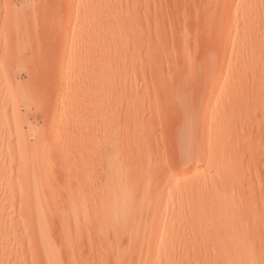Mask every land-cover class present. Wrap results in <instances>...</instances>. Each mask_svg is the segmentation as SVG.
<instances>
[{
	"label": "rangeland",
	"instance_id": "obj_1",
	"mask_svg": "<svg viewBox=\"0 0 264 264\" xmlns=\"http://www.w3.org/2000/svg\"><path fill=\"white\" fill-rule=\"evenodd\" d=\"M179 96L198 135L227 123L218 196L237 208L223 235L201 232L208 213L173 218L172 264H227L229 235L264 264V0H0V264L117 263L134 240L96 232L97 206H139L178 168Z\"/></svg>",
	"mask_w": 264,
	"mask_h": 264
},
{
	"label": "bare ground",
	"instance_id": "obj_2",
	"mask_svg": "<svg viewBox=\"0 0 264 264\" xmlns=\"http://www.w3.org/2000/svg\"><path fill=\"white\" fill-rule=\"evenodd\" d=\"M202 83V88H207L211 94L207 100L209 101L217 94V89L211 88L206 80H203ZM225 91L235 93L237 88L228 84ZM179 97L175 101L179 100V106L183 108L182 113V108L179 107L181 108L180 113L183 114H181L183 120L181 126H178L175 131L177 132L175 136L178 139V141L176 139V143L178 142L179 147H177L179 159L177 158L176 162L178 163L175 165L178 164V168H170L171 172L165 170L168 173L163 177V180H160L163 181L160 187L147 182L142 188V203L139 206L125 205L122 193L117 194L112 202H103L97 206L96 232L101 233L109 224L108 226L116 229L115 233L134 240V246L120 250L118 262L115 264H155V259L158 256L156 249L161 245L166 248V253L163 258L159 259L158 264H172L175 258L182 255L184 249L178 244V238L173 236L172 226L169 224L173 218H178L187 211L192 216L200 213H208L212 216L213 222L201 231L207 235L216 232L215 230H219V234L223 235V230L231 223V220L235 221L234 212L237 208L235 202L229 200L224 194L218 196L219 191L224 192L228 188L227 174L224 170L227 164L225 158L227 144L224 138L227 123L220 117L219 112H213L214 114L210 116L216 125L214 134L211 135L210 131L203 129L201 135L204 132L208 133L200 138L197 121L193 119V116H190L192 104H189L186 97ZM203 164L210 166L209 175L201 169ZM171 191L174 192L172 196H170ZM35 208L37 212H40L38 202H36ZM168 216L170 221L166 220ZM78 221V215L72 212L62 227L63 231L69 236L74 230H77ZM143 221L144 223L146 221L147 224H143ZM248 237L235 240L229 235L218 245L219 255L225 254L222 259L229 255L227 264L253 263L250 248L246 244L249 240ZM45 238L43 234L41 240L43 241ZM235 244L237 246L232 248V245ZM233 252L234 254H232ZM62 263L60 255H58L56 264Z\"/></svg>",
	"mask_w": 264,
	"mask_h": 264
}]
</instances>
